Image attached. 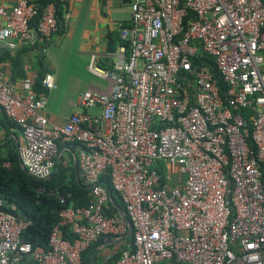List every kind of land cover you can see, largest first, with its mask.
I'll list each match as a JSON object with an SVG mask.
<instances>
[{
    "label": "built area",
    "instance_id": "2783aa9c",
    "mask_svg": "<svg viewBox=\"0 0 264 264\" xmlns=\"http://www.w3.org/2000/svg\"><path fill=\"white\" fill-rule=\"evenodd\" d=\"M68 1L40 12L28 0L0 1V45L45 49L55 4ZM127 2V49L110 70L91 56L87 70L107 87L81 93L83 111L64 124L48 122L44 95L17 93L0 76V111L23 140L19 165L46 180L58 143L73 144L89 198L59 212L45 250L20 240L27 221L0 213V264H81L99 238H122L124 221L107 214L105 173L130 228L113 264H264V0ZM40 86L54 88L51 74Z\"/></svg>",
    "mask_w": 264,
    "mask_h": 264
},
{
    "label": "crops",
    "instance_id": "0c3cea01",
    "mask_svg": "<svg viewBox=\"0 0 264 264\" xmlns=\"http://www.w3.org/2000/svg\"><path fill=\"white\" fill-rule=\"evenodd\" d=\"M0 1L11 5L16 0ZM28 1L37 6L41 2L46 5L52 3V0ZM64 13L68 15V20L57 25V31L48 38L45 49L18 45L8 50L0 45L1 78L17 93L29 87L36 94L44 95V115L54 125H62L71 114L83 111L75 105L81 93L88 89H106L107 82L87 70L90 58L93 56V66L110 70L116 61L118 47L127 49V42L121 39V33L130 25L127 0H69L62 6L61 15ZM45 73L53 78L54 88L49 91L37 85ZM22 145L19 128L0 111V158L6 159L14 153L18 159ZM76 152L75 145L59 143L55 163L71 167L70 175L80 180L75 165ZM4 166L9 167V163L5 162ZM109 202L113 204V201ZM120 239L99 238L94 244L97 250L95 257L104 261L119 253L126 241Z\"/></svg>",
    "mask_w": 264,
    "mask_h": 264
},
{
    "label": "trees",
    "instance_id": "16d2710c",
    "mask_svg": "<svg viewBox=\"0 0 264 264\" xmlns=\"http://www.w3.org/2000/svg\"><path fill=\"white\" fill-rule=\"evenodd\" d=\"M45 5V2L38 5L39 12ZM61 9L60 4L56 3L55 18L58 26L63 22ZM199 62H202L212 73L221 92L225 90L211 59L199 57ZM40 79L37 83L38 86H40ZM5 162L9 163V167L4 166ZM56 166H58V169L52 177L46 180H38L21 169L14 153L6 159L0 158V202L6 210L16 214L19 219L28 222L26 228L19 234L20 240L31 247H40L44 250L47 249L49 234L59 222V212L66 207H84L89 201L87 188L79 179H74L70 175L71 167H62L60 164L55 163L53 171ZM101 182L109 191L110 184L107 173L102 175ZM110 191L109 194L113 204L108 202V215L116 214L117 206L123 210L122 205L117 202V198ZM59 198L63 200L62 203ZM59 229L64 238L72 239L67 226H60ZM127 240H129V237ZM94 244L90 245L81 254V264L89 263L90 256L95 248ZM118 254L107 258V260H104L105 262L94 257L92 264H112L117 259Z\"/></svg>",
    "mask_w": 264,
    "mask_h": 264
},
{
    "label": "water",
    "instance_id": "95a60500",
    "mask_svg": "<svg viewBox=\"0 0 264 264\" xmlns=\"http://www.w3.org/2000/svg\"><path fill=\"white\" fill-rule=\"evenodd\" d=\"M20 167H21V166H20ZM21 169L25 172V170H24L22 167H21ZM57 169H58V166H56L55 170L50 174V177H52V176L54 175V173H55V171H56ZM110 201H111V198H110ZM0 213L7 214V215H10L11 217H13L14 219H18V216H17L16 214L11 213V212H9L8 210H6V209L2 206L1 202H0ZM117 213H118V215L121 217V219L124 221V223H125V225H126V227H127L126 234L120 239V240H124V239H127V238L129 237V234H130L129 222H128L127 218L125 217V215H124L122 209H119V208H118V209H117ZM96 253H97V250L94 249L93 252H92V254H91V256H90V259H89V263H88V264H92V261H93L95 255H96Z\"/></svg>",
    "mask_w": 264,
    "mask_h": 264
},
{
    "label": "rangeland",
    "instance_id": "374dc122",
    "mask_svg": "<svg viewBox=\"0 0 264 264\" xmlns=\"http://www.w3.org/2000/svg\"><path fill=\"white\" fill-rule=\"evenodd\" d=\"M88 113H97V110L92 109V110H89ZM172 169H174V166H172Z\"/></svg>",
    "mask_w": 264,
    "mask_h": 264
}]
</instances>
